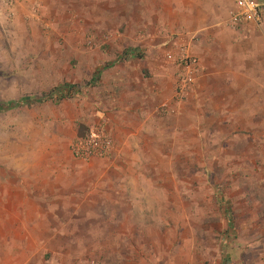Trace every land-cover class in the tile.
Instances as JSON below:
<instances>
[{
    "label": "rangeland",
    "instance_id": "1",
    "mask_svg": "<svg viewBox=\"0 0 264 264\" xmlns=\"http://www.w3.org/2000/svg\"><path fill=\"white\" fill-rule=\"evenodd\" d=\"M257 2L264 17V0ZM24 3L36 16L0 21V106L30 101L0 112V264H264V20L234 29L235 9L226 11L208 37L207 68L196 57L200 72L182 99L179 58L194 56L190 47L178 45L172 57L153 53L166 77L176 74L171 92L169 79L162 87L170 96L149 105L154 134L128 117L146 150L134 148L121 162L74 158L83 163L64 173L19 163V175L12 169L19 151L24 159L36 142L64 136L62 106L33 101L63 88L64 69L75 77L65 101L82 110L79 137L101 121L114 134L109 71L119 66L140 85L148 77L132 66L141 71L147 47L176 38L172 28L189 7L188 0Z\"/></svg>",
    "mask_w": 264,
    "mask_h": 264
},
{
    "label": "crops",
    "instance_id": "2",
    "mask_svg": "<svg viewBox=\"0 0 264 264\" xmlns=\"http://www.w3.org/2000/svg\"><path fill=\"white\" fill-rule=\"evenodd\" d=\"M128 1V0H125ZM141 6L144 5L148 0H140ZM152 0H149V3ZM212 1L215 0H188L189 7L187 11H183L182 14L179 16L181 18L179 22L178 27L172 28V34L176 36V38L173 41H168L162 45H159L157 47H147L148 53L150 54L145 62V66L142 65L143 68L141 71L136 66H132L131 72L136 71V75L140 74L139 78L142 77V75H145L146 80L144 79L141 84H136L132 78L130 77L129 73L130 71H126L124 69H119V66L112 68L109 72L113 74V77L107 81V84H105V87L113 92L116 95V101H118L116 104L113 105L109 109L108 119L112 121L111 126L114 130V137L116 140V143L119 147V153L116 156L118 157L119 162L125 159L126 155L130 157L129 153L133 152L134 148H139L141 150L145 149V146H142L143 143L140 139H135L138 135H134L133 128L129 127V120L128 117L132 116L134 121H137V125L139 126L138 130H143L142 133H146L149 136L154 134V131L156 130V119L154 109H150L151 106L150 103L153 102V99L160 100V97L162 94V98L169 97V93H166V89L163 92L162 87H164L165 80L169 79V86L168 89L170 92L173 89L174 75L176 74V68L175 70H172L171 77H166L169 75V71L164 68L163 65H161L159 62L161 59L154 56V52H160L163 55L166 54L167 56L172 57L173 56V49L177 47L178 45H186L189 46L192 54L197 57L203 66L204 69L207 68V58H206V52H210L209 43L208 40H210L208 37L217 30L219 26V21L221 17H224L223 14L226 11L233 10L232 7L236 10L235 5L231 2V0H216L217 8L214 9L211 6H209V3L211 4ZM194 2H198V5L195 6ZM149 5V4H148ZM233 5V6H232ZM186 7V5L184 4ZM209 6V7H208ZM220 6H222L220 8ZM151 8H155V12L157 15H159V7L161 8L159 4L155 7L154 3L153 5H149ZM184 8V7H181ZM177 8V10H179ZM175 12V11H174ZM33 11L32 6L27 5L26 3L20 4L15 9V17L14 19H10L6 16L5 12L0 9V21H9L11 22H17L20 23V19H27L33 18ZM206 17L210 19L209 21H206ZM142 23L145 24L143 30H147L149 32L150 29L148 25L151 23L149 22V19H145L143 16ZM22 20V21H23ZM34 20V19H32ZM25 21V20H24ZM30 22H26L30 24ZM152 24L154 23L151 20ZM216 33H219L216 31ZM215 33V34H216ZM152 34V33H151ZM218 35V34H217ZM156 37H160L156 35ZM180 48L183 49V47L180 46ZM165 56V55H164ZM158 58V59H157ZM155 59H157L155 61ZM166 59V58H165ZM168 61V60H167ZM160 64V65H158ZM121 68V67H120ZM140 72V73H139ZM75 77L74 75L68 70V68L64 69V76H62V85L61 87L64 88V86L68 85L71 86V84H68L69 82H72ZM142 79V78H141ZM94 78L92 79V81ZM54 88L58 87L57 84ZM73 86V85H72ZM60 89V87L56 88ZM59 91V90H58ZM168 91V90H167ZM69 100L65 98L64 100L58 102L59 107H61V110H64V136L63 135H54L52 134V138H47L42 141H39V143L36 145L39 147H32L31 151H24L23 158L21 159V151H19L15 157H18V160H14L12 163L13 168H18V174L21 171V166L19 163H44L45 167H50L52 169L56 168L59 169L64 173V170L72 168L74 163H83L81 161H77L72 156V152L70 151V147L74 141L75 138L79 137V132L77 130V125L79 124V120L82 119V110L78 104L71 103ZM64 101V102H63ZM14 103V102H7V104ZM37 103H43L40 101H37ZM64 107V108H63ZM101 115V112H98ZM153 126V127H151ZM128 131L125 135V132ZM45 135H48L47 129L45 130ZM141 133V134H142ZM158 134V133H157ZM156 134V135H157ZM125 135V137H124ZM129 135V136H128ZM128 136V138H127ZM125 138V139H124ZM137 140L135 142V140ZM151 143H153L151 141ZM63 144V145H62ZM63 146L64 154H62L60 148ZM41 149V150H40ZM140 150V151H141ZM146 150V149H145ZM144 150V151H145ZM122 157V158H121ZM122 159V160H121ZM121 160V161H120ZM96 160H92L91 163H108L107 161L97 160L96 162H93ZM4 164H10V163H4ZM11 165V164H10ZM26 168L30 166H26ZM29 170V169H27ZM55 170V169H54ZM17 171V169H16ZM67 170L66 172H68ZM20 175V174H19ZM142 210L140 211V214Z\"/></svg>",
    "mask_w": 264,
    "mask_h": 264
},
{
    "label": "built area",
    "instance_id": "3",
    "mask_svg": "<svg viewBox=\"0 0 264 264\" xmlns=\"http://www.w3.org/2000/svg\"><path fill=\"white\" fill-rule=\"evenodd\" d=\"M24 0H0V9L10 19L15 17V9ZM236 10L232 13L229 25L234 28H242L247 25H260L264 17L257 0H232ZM37 5L38 2H36ZM36 16V10H33ZM184 74L176 89L177 98L182 99L191 90L197 74L200 72V64L196 57L186 51H182L180 58ZM71 152L75 159L92 161L97 159H113L119 153L113 133L106 121L87 130L84 137H78L71 145Z\"/></svg>",
    "mask_w": 264,
    "mask_h": 264
},
{
    "label": "trees",
    "instance_id": "4",
    "mask_svg": "<svg viewBox=\"0 0 264 264\" xmlns=\"http://www.w3.org/2000/svg\"><path fill=\"white\" fill-rule=\"evenodd\" d=\"M74 88L73 87H70V86H67V87H64V89H60L59 92L58 90H55L53 93H55V95L53 93H50V94H45L42 96V98L40 99H34L33 101L34 102H37V101H40V102H47L49 100H55L56 103L64 100L65 98H68L70 96V93L73 92ZM27 102V103H26ZM30 101H20V102H15V103H10V104H7V105H1L0 106V112H6L8 110H11L13 108H16L18 106H23L24 104H28Z\"/></svg>",
    "mask_w": 264,
    "mask_h": 264
}]
</instances>
